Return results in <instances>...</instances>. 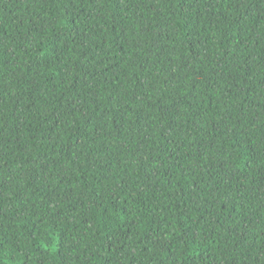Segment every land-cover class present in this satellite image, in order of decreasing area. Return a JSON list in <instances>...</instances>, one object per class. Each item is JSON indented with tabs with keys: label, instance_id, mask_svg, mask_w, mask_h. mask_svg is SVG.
<instances>
[{
	"label": "trees",
	"instance_id": "trees-1",
	"mask_svg": "<svg viewBox=\"0 0 264 264\" xmlns=\"http://www.w3.org/2000/svg\"><path fill=\"white\" fill-rule=\"evenodd\" d=\"M0 264H264V0H0Z\"/></svg>",
	"mask_w": 264,
	"mask_h": 264
}]
</instances>
